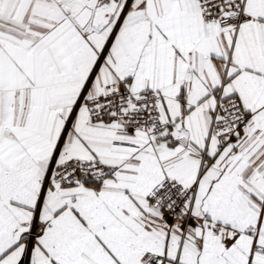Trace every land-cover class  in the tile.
<instances>
[{"label": "snow or ice", "instance_id": "1", "mask_svg": "<svg viewBox=\"0 0 264 264\" xmlns=\"http://www.w3.org/2000/svg\"><path fill=\"white\" fill-rule=\"evenodd\" d=\"M0 264H264V0H0Z\"/></svg>", "mask_w": 264, "mask_h": 264}]
</instances>
